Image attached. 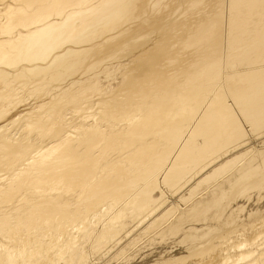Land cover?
I'll use <instances>...</instances> for the list:
<instances>
[{"label": "bare ground", "instance_id": "1", "mask_svg": "<svg viewBox=\"0 0 264 264\" xmlns=\"http://www.w3.org/2000/svg\"><path fill=\"white\" fill-rule=\"evenodd\" d=\"M108 252L263 264L264 0H0V264Z\"/></svg>", "mask_w": 264, "mask_h": 264}, {"label": "rangeland", "instance_id": "2", "mask_svg": "<svg viewBox=\"0 0 264 264\" xmlns=\"http://www.w3.org/2000/svg\"><path fill=\"white\" fill-rule=\"evenodd\" d=\"M255 144L256 145H258L257 144V142H255ZM254 144V145H255ZM171 197V196H170ZM174 200V197H171L170 198V202H172ZM112 252V254L115 252V250H113V251H111ZM111 252H108L106 255H103L99 260H97V262H98V264H113L112 262H110L109 263V260H110V258H111V256H112V254H111ZM110 254V255H109ZM109 255V256H108ZM108 256V257H107ZM107 257V258H106ZM264 260V259H263ZM95 261V262H94ZM92 262H94L93 264H97V262H96V260H93ZM106 262V263H105ZM89 264H92L91 262L89 263ZM115 264H118V263H115ZM263 264H264V262H263Z\"/></svg>", "mask_w": 264, "mask_h": 264}]
</instances>
